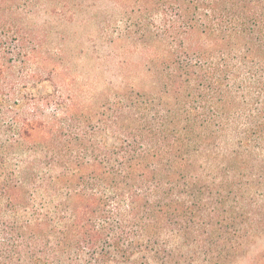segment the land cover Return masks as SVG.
I'll use <instances>...</instances> for the list:
<instances>
[{"label":"trees","instance_id":"obj_1","mask_svg":"<svg viewBox=\"0 0 264 264\" xmlns=\"http://www.w3.org/2000/svg\"><path fill=\"white\" fill-rule=\"evenodd\" d=\"M0 264H264V0H0Z\"/></svg>","mask_w":264,"mask_h":264},{"label":"rangeland","instance_id":"obj_2","mask_svg":"<svg viewBox=\"0 0 264 264\" xmlns=\"http://www.w3.org/2000/svg\"><path fill=\"white\" fill-rule=\"evenodd\" d=\"M101 21L95 16L80 17L67 26L62 53L55 56L51 63L56 81L82 84L98 80L101 83H115L122 63L135 61V56L122 58L119 49L109 50V42L114 37L101 30ZM262 246L259 244L253 250L259 251Z\"/></svg>","mask_w":264,"mask_h":264}]
</instances>
